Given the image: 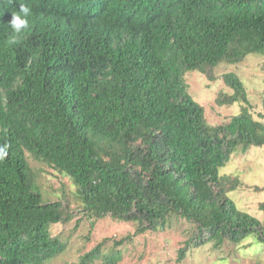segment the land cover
<instances>
[{
    "label": "trees",
    "instance_id": "16d2710c",
    "mask_svg": "<svg viewBox=\"0 0 264 264\" xmlns=\"http://www.w3.org/2000/svg\"><path fill=\"white\" fill-rule=\"evenodd\" d=\"M22 1H7L6 12ZM26 1L34 16L70 18L64 13L78 7L77 0ZM45 1L58 4L46 9ZM103 16L128 39L102 41L105 24L89 12L78 22L91 41L78 49L40 44L36 24L19 48L0 33V264H49L66 250L51 228L73 213L43 201L27 154L76 187L89 219L133 223L136 234L163 232L172 219L190 223L178 262L212 243L261 264L264 224L236 207L228 194L239 182L221 169L264 146V123L250 112L242 81L227 73L221 79L231 94L216 104L242 109L208 124L185 76L215 81L218 65L252 56L264 71V0H110ZM120 257L97 246L81 264Z\"/></svg>",
    "mask_w": 264,
    "mask_h": 264
},
{
    "label": "rangeland",
    "instance_id": "374dc122",
    "mask_svg": "<svg viewBox=\"0 0 264 264\" xmlns=\"http://www.w3.org/2000/svg\"><path fill=\"white\" fill-rule=\"evenodd\" d=\"M262 59L252 56L238 65L220 64L212 70L215 81L197 72L186 74L189 93L205 110L208 124L227 122L242 109L241 104L221 106L218 98L231 94L223 84L222 75L235 74L246 90L250 112L254 119L264 123V71ZM34 182L44 202L60 201L72 212L73 219L51 228L53 237L66 244V250L49 264H81V258L101 246L104 253L120 252L117 264H256L253 255L227 250H216L212 243L188 250L178 262V253L193 232L192 225L182 219H172L163 232L136 234L137 225L116 222L109 217L89 219L81 212L76 187L64 176L36 162L27 154ZM222 170V171H221ZM221 174L237 179V189L228 194L236 207L264 224V146L251 148L245 155H234ZM251 240H246L244 245ZM91 264H100V261ZM261 264H264L262 258Z\"/></svg>",
    "mask_w": 264,
    "mask_h": 264
},
{
    "label": "clouds",
    "instance_id": "9594fccd",
    "mask_svg": "<svg viewBox=\"0 0 264 264\" xmlns=\"http://www.w3.org/2000/svg\"><path fill=\"white\" fill-rule=\"evenodd\" d=\"M9 0H0V33L5 34L9 38V46L19 48L27 39L28 24H36L33 30L37 41L40 44H54L60 49H78L81 45L89 44L91 38L88 36V29L84 24L78 22L79 15L83 12H89L91 17H99L97 22L105 24L100 39L107 41H123L128 39L127 29L121 28L116 22L107 20L104 15L107 8L110 6V0H97V6L86 7L90 4V0H77L78 7H71L72 12H65L70 18H60L53 13H43L41 16H34L31 11L32 5L26 0L18 2V5L12 7L9 12H6L9 5ZM59 2V1H58ZM114 2V0H113ZM57 2L51 3L45 1L43 6L49 9ZM75 17V21L73 20ZM88 23V22H87ZM131 24H134L132 19ZM29 35H33V32ZM0 151H3L0 149Z\"/></svg>",
    "mask_w": 264,
    "mask_h": 264
}]
</instances>
